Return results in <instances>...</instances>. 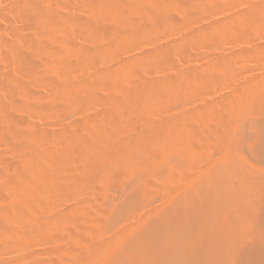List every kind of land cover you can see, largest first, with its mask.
I'll return each mask as SVG.
<instances>
[{
    "label": "rangeland",
    "instance_id": "obj_1",
    "mask_svg": "<svg viewBox=\"0 0 264 264\" xmlns=\"http://www.w3.org/2000/svg\"><path fill=\"white\" fill-rule=\"evenodd\" d=\"M12 1L14 0H0V211L3 215L4 213L14 215L13 218L12 214L4 215L8 222L10 221V231L4 233L0 230V264H126L124 257L129 248L128 240L133 242L132 237L140 236L144 228L148 227L145 224L150 223L152 218V222L158 221L159 215L156 216L159 211L160 214L165 215L164 211L170 208L168 204L174 203V199L177 200L188 188L195 187V182L201 180L200 176L210 173L215 163H220L228 154L234 152V149L237 150L240 144L237 140L245 138L246 144L250 141L249 125L256 120L257 115L264 108L260 107L264 105V0H181L179 2L178 0H143L142 3L147 7L144 4L140 5L139 1L142 0H135L136 2L121 0L122 14L120 13L119 17L122 15L120 19L123 21L125 18L128 22L124 25L125 30L128 31H124L129 35L126 34L128 37L122 35L126 40L118 39L122 37L110 40V37L103 33L110 29V25L112 27L115 24V11L107 7L101 6V8L92 0H47L48 2L44 0L45 5L49 3L48 8L52 9L51 12H55L53 15L58 17V20L51 19L52 23L45 18L42 19L30 9L26 10L28 12H24L25 14H21L14 6L16 1ZM158 13L163 18L158 19L160 17L157 16ZM76 17L85 21L90 19L89 22L94 27L93 32L83 28V24L81 25ZM154 18H157L158 22ZM65 33L69 34L67 37L74 42L75 50L71 48L72 45L69 47L61 42L66 36ZM92 36L97 38L93 39ZM48 37L53 39L50 40ZM112 39L119 41L116 43ZM48 40L51 47L46 48L47 52L44 48L41 50L43 53L41 51L37 54L32 53V61L29 64L28 62L19 64L22 68L19 67L12 51L13 41L18 44L17 41H20L22 49L30 53L32 50L30 47H33L35 42L46 44ZM30 41L34 42L30 44ZM111 42H115L114 45ZM98 46L103 48L102 56H95ZM65 47H68V51L72 53L65 51ZM98 50L100 53V49ZM141 56L145 57L143 59L147 62H144ZM167 56H170L168 60ZM86 58L90 64H87ZM66 63H69L68 67ZM119 64L124 67V73L118 76L120 80L118 78L114 80L115 82L103 80L102 74L112 68L115 70L117 66L120 68ZM61 65L63 67L65 65L66 68L62 69ZM100 77L102 79H99ZM66 78L69 79L68 82H75L76 90L82 87L81 84H87L88 88H81L83 101L79 97L81 89L79 92L70 90L71 94L69 91L67 93L70 99L59 100L66 103L65 106L60 103L62 107L60 105L57 107L55 82H63ZM74 79L76 81H73ZM117 81L119 85L115 84ZM143 81L152 83L156 92L159 90L162 95L157 92L154 94L157 97L153 96V101L143 100L144 97L143 99L140 97L142 102L140 99L132 105L126 98L134 87ZM104 82L107 83L108 88ZM111 83L113 86L118 85L119 88L116 86L110 88ZM160 84L162 85L158 86ZM27 90L29 93L30 90L33 91L27 95ZM111 91L117 92L116 94L113 92L112 95ZM106 110L112 113L117 123L123 120L126 123L124 125H128L130 131L133 130V134L129 132L130 135H126L128 132H122L123 136L115 137L121 138L118 139L117 146L122 149L131 147L132 144L126 146L129 142H136L130 149L123 151L121 148H115L117 142L113 134L121 133L117 130L112 135L108 133L104 138L106 140L111 138L110 142L107 140L105 143L113 146H109L112 152L107 153V145V148L105 146L101 151L103 153L99 154L111 158L108 160L101 157L104 164H99L102 166L98 165L93 153V155L87 154L88 159L90 155L92 156L88 163L83 162L87 158L82 161L76 159L77 156L64 160V157L56 158V161L60 159L57 162L60 166L66 160L64 163L68 165L63 166L64 168L55 165L56 162L51 161V156L49 160L48 155L51 154L47 153L57 154L59 149H62L60 135L55 134L61 133L71 125L75 126L87 121L91 123L90 119L101 116ZM145 123L151 131H147L148 134L144 138L138 133H142V125ZM91 124L90 126L87 124V130L94 136V131L89 129ZM17 129L28 134L20 137L21 140L20 138L15 140L11 134L12 130L18 132ZM235 131L237 133L234 134ZM143 134H145L144 130ZM49 136L54 139L49 140ZM55 136L56 139L59 138L60 145H57L59 143ZM124 136L128 138L124 139ZM94 137L92 138L97 141L98 137L96 135ZM51 140L53 144H50ZM120 140H124L123 143ZM125 140L129 141L125 142ZM96 141L93 140L94 143ZM45 142L51 147L57 145L60 148L54 147L55 150L51 148L50 152V147L47 148L48 144L44 146ZM24 143L31 147L22 148L21 144ZM42 144L45 148H42ZM235 144L237 147H234ZM32 149L37 157L31 158V161L29 158L28 161L25 157L27 158V154L29 155ZM114 150L119 151V154L114 153ZM223 153L224 155L220 157ZM68 160L70 162H67ZM51 164H54V167ZM46 166L48 168L50 166L52 170ZM18 170L24 172L23 174L28 173L29 178L39 173L33 178L34 180L37 177L44 182L40 177L42 173L43 178L45 177L44 184L35 180L38 193L43 198L27 199L28 205L23 202L27 206L23 211H21L22 202L19 203L20 206L18 204L21 198L16 199L19 187L15 181L9 179L13 172ZM44 189H47L46 192ZM42 192L47 193L46 196ZM171 200L173 201L170 202ZM126 202L130 207L124 205ZM163 217L166 219L165 216L160 215L164 220ZM123 248L126 250L125 253Z\"/></svg>",
    "mask_w": 264,
    "mask_h": 264
},
{
    "label": "bare ground",
    "instance_id": "obj_2",
    "mask_svg": "<svg viewBox=\"0 0 264 264\" xmlns=\"http://www.w3.org/2000/svg\"><path fill=\"white\" fill-rule=\"evenodd\" d=\"M16 1L14 4V6L16 7V11H20L21 14H23L24 12H28L26 10H33L34 13L36 12V14H38L42 19L45 18L46 20H49L51 23V19H54V20H58V17H55V14L53 15V13L55 12H51L50 8H48V4L45 5L46 2H48L46 0V2H44V0H14ZM12 1V2H14ZM82 1H85V0H82ZM135 1V0H134ZM145 1V0H144ZM154 1V0H153ZM181 1V0H178V2ZM93 3L99 5L100 7L102 6L103 8L107 7V8H111L112 11H115L114 13V18H115V24L110 25V29H104L106 30L103 31V33L107 36L110 37V40L111 38H118V37H122V35L124 36L125 34V31H128V30H125L124 28V25H126V19L122 18L123 21L120 19L121 16L119 17V14L121 13L120 10L121 9V4L123 5V1L121 2V0H92ZM125 2V1H124ZM136 2V1H135ZM138 2V1H137ZM142 5L144 3L143 0L142 1H139ZM138 2V3H139ZM152 2V1H151ZM147 3V2H146ZM156 3V2H154ZM163 3V2H162ZM12 4V3H11ZM137 4V3H136ZM149 6H151L149 3H147ZM159 4V3H157ZM156 4V5H157ZM161 4V3H160ZM167 4V3H166ZM129 5V4H128ZM127 5V6H128ZM139 5V6H140ZM164 5V4H163ZM11 6V5H10ZM13 6V7H14ZM92 6V5H91ZM94 6V5H93ZM143 6V5H142ZM145 7H147V5L144 4ZM153 6V5H152ZM159 6V5H158ZM162 6V5H161ZM50 7V6H49ZM90 7V6H89ZM101 7V8H102ZM149 8V7H148ZM156 8V7H155ZM159 8V7H158ZM18 9V10H17ZM154 9V8H153ZM157 9V8H156ZM155 9V10H156ZM161 9V8H160ZM163 9V8H162ZM15 10V9H14ZM142 10V9H141ZM144 10V9H143ZM154 10V11H155ZM152 11V10H151ZM158 12L160 10H157ZM30 12V11H29ZM162 11H160L161 13ZM32 13V14H34ZM154 13V12H153ZM158 13V19H160L162 17V15ZM25 14V13H24ZM35 14V15H36ZM122 14V13H121ZM258 14V13H257ZM150 15V14H149ZM155 15V14H154ZM164 15V14H163ZM264 15V14H263ZM21 16V15H19ZM34 16V15H33ZM57 16V15H56ZM78 16V15H77ZM22 17V16H21ZM26 17V16H25ZM39 17V18H40ZM156 17V16H155ZM166 17V16H165ZM256 17V16H255ZM32 18V17H31ZM38 18V19H39ZM40 18V19H41ZM57 18V19H56ZM77 18V17H76ZM75 18V19H76ZM163 18V17H162ZM167 18V17H166ZM165 18V19H166ZM23 19V18H22ZM74 19V20H75ZM117 19V20H116ZM157 20V18H154ZM61 20V19H60ZM66 20V19H65ZM64 20V21H65ZM71 20V19H70ZM78 20L81 25L83 24V28H87L89 31L91 30L92 31V27L91 26V23L88 21H85L84 19L83 20H80V19H76ZM125 20V21H124ZM164 20V19H163ZM32 21V20H31ZM43 21V20H42ZM47 21V22H49ZM77 21V23H78ZM155 21V20H154ZM160 21V20H159ZM165 21V20H164ZM172 21V20H171ZM46 22V21H45ZM43 22V23H45ZM158 22V20H157ZM24 23V22H23ZM26 23V22H25ZM27 23H28V19H27ZM67 23V22H65ZM128 23V22H127ZM30 24V23H29ZM35 24V23H34ZM47 24V23H46ZM76 24V23H75ZM94 24V23H93ZM112 24V23H111ZM157 24V23H156ZM161 25V24H160ZM95 26V25H94ZM97 26V25H96ZM95 26V27H96ZM65 27V25H64ZM80 27V26H79ZM82 27L80 29H82ZM67 28V27H66ZM14 29V28H13ZM128 29V28H127ZM87 30V31H88ZM125 30V31H124ZM85 31V30H84ZM62 32V31H61ZM93 32V31H92ZM98 32V31H97ZM96 32V33H97ZM133 34H134V31H132ZM136 32V31H135ZM138 32V30H137ZM49 33V32H48ZM52 33V32H50ZM55 33V32H54ZM53 33V34H54ZM87 34L89 32H86ZM91 34V33H90ZM126 34L129 35V33L126 32ZM125 34V36H126ZM136 34V33H135ZM52 35V34H51ZM64 35V33H63ZM65 37H63L62 35L60 36L61 38L63 37V39H61V42H63L64 45L66 46H69L72 45L73 46V43L71 41V38H68L66 33H65ZM94 35V34H93ZM97 35V34H96ZM47 36V34H46ZM50 36V35H49ZM55 36V35H54ZM59 36V35H58ZM35 37V36H34ZM53 37V36H52ZM97 38V36H95ZM94 37V38H95ZM128 37V36H126ZM43 38V37H42ZM41 38V39H42ZM49 38V37H48ZM54 38V37H53ZM53 38H49L50 40H52ZM59 38V37H58ZM57 38V39H58ZM93 38V36H92ZM93 38V39H94ZM95 38V39H96ZM101 39H104V38H101ZM112 41H116V40H113ZM118 39H125L124 37L122 38H118ZM11 40V39H10ZM17 40V39H15ZM43 40V39H42ZM46 40V39H45ZM50 40H48V42H46V44H41V43H38V42H35V45L33 47H30L32 50L30 53L28 52H25V51L22 49L21 45H20V41H17L19 42L18 43H15L13 41V44H11L12 46V51H13V54H14V59L16 60V62H18V65H23V64H26L28 62H31V58H32V53L34 54H37L39 53L42 49L45 48V51H46V48H49L50 46ZM99 40V39H97ZM109 40V41H110ZM120 40V41H121ZM126 40V39H125ZM9 41V40H8ZM39 41V39H38ZM60 41V39H59ZM96 41V40H95ZM119 41V40H118ZM116 41V43L118 42ZM11 42V41H10ZM34 41H30V44L33 43ZM40 42V41H39ZM100 42V41H99ZM106 42V41H105ZM104 42V43H105ZM37 43V44H36ZM44 43V42H43ZM97 43V42H96ZM103 43V44H104ZM107 43V42H106ZM105 43V44H106ZM112 43V42H111ZM111 43L109 45H111ZM115 43V42H114ZM114 43H112L114 45ZM124 43V42H123ZM62 44V45H63ZM95 44V43H94ZM102 44V43H101ZM104 44V45H105ZM107 44V46H108ZM4 45H5V42H4ZM59 45V44H58ZM64 45H63V48H64ZM98 45V43H97ZM100 45V44H99ZM104 45L102 47H104ZM24 46V45H23ZM60 46V45H59ZM96 46V45H95ZM27 47V46H26ZM51 47V46H50ZM75 46L71 47L73 50L76 49V47L74 48ZM6 48V47H5ZM10 48V47H9ZM67 48V49H66ZM97 48V46H96ZM108 48V47H107ZM53 49V48H51ZM71 49V50H72ZM87 49V48H86ZM100 49V53L99 50ZM98 49L95 50L97 52V55L95 53V56H102V49L101 47L98 46ZM30 50V49H29ZM48 50V49H47ZM68 47H65V51H68ZM79 50V49H78ZM76 50V51H78ZM105 50L106 47H105ZM104 50V51H105ZM75 51V52H76ZM81 51H84V49ZM86 51V50H85ZM42 52V51H41ZM47 52V51H46ZM69 52V51H68ZM66 52V53H68ZM74 52V53H75ZM88 52V51H87ZM90 52V51H89ZM12 53V52H11ZM43 53V52H42ZM70 54L72 52H69ZM73 53V54H74ZM79 53V51H78ZM77 53V54H78ZM41 54V53H40ZM39 54V55H40ZM45 54V53H44ZM89 54V53H88ZM156 54V53H155ZM69 55V54H68ZM66 54V56H68ZM81 55V54H80ZM92 55V54H90ZM88 55V57L90 56ZM94 55V54H93ZM92 55V56H93ZM169 55V54H168ZM12 56V55H11ZM79 56V54H78ZM84 56H86L84 54ZM142 56H145V55H142ZM141 56V57H142ZM151 56V55H150ZM153 56V55H152ZM155 56V55H154ZM153 56V57H154ZM37 57V56H36ZM83 57V56H82ZM148 57V56H147ZM157 57V56H156ZM170 57V56H169ZM167 56V60L169 58ZM69 58V57H68ZM67 58V59H68ZM85 58V57H84ZM83 58V59H84ZM101 58V57H99ZM145 58V57H142V59ZM152 58V57H149V59ZM160 58V56H159ZM50 59V58H49ZM71 59V58H70ZM81 59V58H80ZM82 59V60H83ZM91 59V58H90ZM95 59V58H94ZM166 59V58H165ZM51 60V59H50ZM49 60V61H50ZM61 60V59H60ZM79 60V59H78ZM81 60V61H82ZM88 58H86V62H87ZM92 60V59H91ZM147 60V59H145ZM153 60V59H152ZM164 60V59H163ZM48 61V60H47ZM65 61V60H64ZM64 61L63 64H64ZM68 62H70L69 60H67ZM85 61V60H84ZM94 61H97V60H94ZM144 61V59H143ZM142 61V62H143ZM155 61V60H154ZM166 61V60H165ZM54 62V61H53ZM58 62V61H56ZM73 62V61H72ZM85 62V63H86ZM91 62V61H90ZM144 62H147V61H144ZM148 62H150L148 60ZM158 65V62L155 61ZM34 63V62H33ZM36 63V61H35ZM61 63V62H59ZM74 63V62H73ZM89 62H87L88 64ZM97 63V62H96ZM130 63V62H129ZM152 63V62H151ZM162 63V62H160ZM169 63V61H168ZM57 64V63H56ZM67 64L69 63H66V66ZM90 64V63H89ZM91 64H93L91 62ZM99 64V63H98ZM126 64V63H124ZM154 64V62H153ZM19 65V67H20ZM59 65V64H58ZM71 65V64H70ZM69 65V66H70ZM78 65V64H77ZM95 65V63H94ZM93 65V66H94ZM120 65V64H119ZM128 65V64H127ZM156 65V64H155ZM27 66V65H26ZM47 66V63L46 65ZM56 66V65H55ZM66 66L64 65V67L61 65V68L64 69L66 68ZM24 67V66H23ZM68 67V66H67ZM72 67V66H71ZM78 67V66H77ZM76 67V68H77ZM80 67V66H79ZM78 67V68H79ZM114 67V66H113ZM123 65L121 66L120 65V68L117 66V68H115V70L112 68V70L110 69L109 71L107 70L106 72L103 73V71L101 73H103L102 75V78L103 80H117V78L120 80V75L124 73V67ZM22 68V67H20ZM26 68V67H25ZM29 68V67H28ZM38 68V67H36ZM60 68V69H61ZM107 68V67H106ZM98 69V68H97ZM96 69V70H97ZM100 69V68H99ZM46 70V68H45ZM71 70V69H69ZM76 70V69H75ZM95 70V69H94ZM21 71V70H20ZM64 71V70H62ZM123 71V72H122ZM51 72V71H50ZM65 72H68V71H65ZM127 73V72H125ZM47 74V73H46ZM97 74V73H96ZM32 75V74H31ZM52 75V74H51ZM100 75V74H99ZM33 76V75H32ZM119 76V77H118ZM16 77V76H15ZM46 77V76H45ZM97 78V77H96ZM101 77L99 79H102ZM122 78V76H121ZM55 79V78H54ZM53 79V81H54ZM62 79V78H61ZM87 79V78H86ZM98 79V80H99ZM20 80V79H19ZM58 80V78H57ZM66 78V82H59L57 83L58 81H54L56 83L55 85V88H56V96L54 94V96L58 99L57 102L58 104L56 105L58 107V105H60V103H63L64 102H60L59 100H63L64 98H68V91L70 93V90L73 91H81L83 88H88L87 87V84H81V88H78V90H76V86H75V82H68ZM123 80V79H121ZM126 80V79H125ZM163 80V79H161ZM46 81V80H45ZM50 81V80H49ZM62 81V80H61ZM73 81H76L75 79ZM87 81V80H86ZM26 82V81H25ZM81 82V81H80ZM85 82V81H84ZM90 82V81H89ZM107 82V81H106ZM104 82L106 84V87H107V83ZM115 82V81H114ZM157 82V80H156ZM6 83V82H5ZM9 83V82H8ZM82 83V82H81ZM86 83V82H85ZM91 83V82H90ZM109 83V81H108ZM143 83V84H142ZM142 83H139V85L137 84V86L134 87L133 91L130 92L127 96V101L129 103H131L132 105H135V103H137V101H139L141 98L144 99H147V100H152L153 101V96L154 94H156L157 92L160 93V91L158 90V87H157V92L156 90L154 89V85L151 83V84H148L149 82L144 81ZM154 83V82H153ZM158 83V82H157ZM160 83V82H159ZM163 83V82H162ZM13 84V83H12ZM17 84V83H16ZM20 84V83H19ZM28 83L26 82L25 85H27ZM78 84V83H77ZM101 84V83H100ZM99 84V86H100ZM104 84V85H105ZM114 84V83H113ZM115 84H118V81L115 83ZM120 84V83H119ZM118 84V85H119ZM141 84V85H140ZM109 85V84H108ZM116 86V85H109V87L111 86L112 88H115V86L117 88H119V86ZM136 85V84H135ZM153 85V86H152ZM162 84L158 85V86H161ZM164 85V84H163ZM17 86V85H16ZM31 86V85H30ZM29 86V87H30ZM80 86V85H79ZM103 86V85H102ZM10 87V85H9ZM18 87V86H17ZM28 87V86H26ZM91 87V86H90ZM105 87V88H106ZM110 87V88H111ZM6 88V86L4 87ZM13 88V87H12ZM25 88V87H24ZM34 88V87H33ZM54 88V89H55ZM108 88V87H107ZM116 88V89H117ZM154 90H153V89ZM161 89V87H159ZM14 89V88H13ZM27 89V88H25ZM81 89V90H79ZM93 89V87H92ZM91 89V90H92ZM19 90V89H18ZM29 90V89H28ZM27 90V91H28ZM34 90V89H33ZM33 90H30L32 93ZM87 90V89H86ZM90 90V88H89ZM114 90V89H113ZM166 90V89H165ZM21 91V90H20ZM155 91V93H154ZM36 92V91H35ZM82 92L83 90L80 92V99L82 98V101L84 100L83 97L81 96L82 95ZM86 92V91H84ZM91 93V91H89ZM112 92V95H113V92H117V91H111ZM120 92V91H119ZM7 93V92H6ZM25 93V91H24ZM27 93V92H26ZM29 91L27 93L30 94ZM37 93V92H36ZM90 93L88 95H90ZM97 93V92H96ZM71 94V93H70ZM84 94V93H83ZM98 94V93H97ZM116 94V93H115ZM161 94V93H160ZM13 95V94H12ZM26 95V94H24ZM77 95V94H76ZM75 95V96H76ZM77 95V96H78ZM87 95V94H85ZM84 95V97H85ZM93 95H96V94H93ZM111 95V93H110ZM162 95V94H161ZM23 96V95H22ZM21 96V97H22ZM32 96V95H31ZM15 97V96H14ZM54 97V98H55ZM97 97V96H96ZM141 97V98H140ZM154 97H157V96H154ZM16 98V97H15ZM52 98V97H51ZM56 98L54 100H56ZM72 98V97H71ZM87 98V97H86ZM95 97L93 96V99ZM112 98V97H111ZM14 99V98H13ZM70 99V98H68ZM74 99V98H73ZM77 99V98H76ZM100 99V98H99ZM104 99V98H103ZM142 99L140 100L142 102ZM15 100V99H14ZM20 100V99H19ZM86 100V99H85ZM96 100V99H95ZM110 100V99H109ZM53 101V100H51ZM65 101V100H64ZM81 101V100H80ZM4 102V101H3ZM69 102V101H68ZM52 103V102H51ZM128 103V104H129ZM140 103V102H138ZM16 104V103H15ZM19 104V103H18ZM45 104V103H43ZM66 104V103H65ZM64 104V106H65ZM105 104V103H104ZM264 104V103H263ZM46 105V104H45ZM51 105V104H49ZM69 105V104H67ZM15 106V105H14ZM38 106V105H37ZM47 106V105H46ZM62 107V105H60ZM59 106V107H60ZM264 107V105H261L260 107ZM48 107V106H47ZM54 107V105H53ZM262 107V108H263ZM17 108V107H16ZM42 108V107H41ZM109 108V107H108ZM44 109V108H43ZM52 109V107H51ZM261 109V108H259ZM6 110V109H5ZM49 110V109H48ZM47 110V111H48ZM60 110V109H59ZM110 110V109H108ZM106 110L104 113H102L101 116L93 119V122L92 120L90 119L91 116L89 117L90 119V122L92 123H88L89 121L83 123V124H79V125H71L68 126V128L66 127V129L62 130L61 133L59 134H55V135H60V140L62 142V149H59L58 153L59 155L57 154H53L52 153H47V154H51V155H48L51 156L53 163L56 162L55 165H58L60 166L57 162H59V160L61 159L60 157H64V159H68V158H75L77 156L76 159H85L87 158V160H82L84 163H86L85 161H89V159L92 157L89 156V159H88V156L87 154H92L93 157L96 159V162L98 163V165L102 166L101 164L99 163H103V159L102 158H106L105 156L103 157V155H99L100 153L102 154L103 152H101L104 147L106 146L107 148V140L108 142H110V139L111 138H105V136L110 133L109 135H112V133H114L115 131H121V133H115L113 135L114 139L117 141H119L118 139H121L119 137L115 138L116 135L121 137V135L123 136L124 134L122 132H128V134L126 135H130L129 132L132 133V131H130L131 129H129L128 125H124L126 124L123 120L122 122L119 120L117 123L115 121V119H113L112 117V113L110 111ZM262 111V112H261ZM260 114L257 115L256 117V120L251 123L249 125V131H250V141L247 142L246 144V140L245 138H240V140H237L240 142L239 144V147L237 150L234 149V152L228 154L220 163L216 164L215 162V167L213 169L208 170V172L210 171V173H208L207 175H203V176H200L202 177L201 180H197L198 183L195 182L194 186L195 187H190L188 188L187 191H185V193L183 192L182 194H180L181 196L180 197H176V199H174V203L172 202L173 200H171L170 202H172V204H168V207H170L168 210L166 208L167 211H164L165 215L163 214H160L161 212L159 211V213H157V216L159 215L158 221L156 222L155 220V223L152 222L153 218L150 220V223L148 222L147 224H145V226L147 227L146 229L144 228V231L140 234L137 230V233L140 234V236L135 237L133 236L132 239H133V242L132 241H129V244L127 246H129V248L127 249V251L125 250V248H123V251H119L120 253L123 252L125 253V260H123V262H127L126 264H264V108L263 110H261ZM135 112V111H134ZM137 112V111H136ZM135 112V113H136ZM258 113V112H257ZM255 114V113H254ZM11 115V114H10ZM60 115V114H59ZM254 117L256 115H253ZM8 117V115L6 116ZM119 118V116H117ZM14 118V117H13ZM133 118V117H132ZM152 118V117H151ZM251 118V117H250ZM10 119V117H9ZM142 119V117H141ZM252 119V118H251ZM57 120V119H56ZM61 120V119H60ZM59 120V121H60ZM88 120V119H87ZM118 120V119H117ZM150 120V119H149ZM253 120V119H252ZM12 122V121H11ZM151 122V121H150ZM9 123V122H8ZM122 123V124H121ZM161 123V122H160ZM163 123V122H162ZM1 124V123H0ZM7 124V123H6ZM90 126L91 124V129L92 131H94V136L96 135L97 137V141L96 139H93L92 137V134L88 133V125ZM129 124V123H128ZM241 124V123H240ZM247 124V123H246ZM161 125V124H160ZM163 125V124H162ZM161 125V126H162ZM60 126V124H59ZM58 126V127H59ZM143 128L141 129L142 130V133H138V134H142V135H139L141 137H146V133L147 131H151L148 124L145 123V125H142ZM241 126V125H240ZM248 127V125H246ZM136 127V126H135ZM128 128V130H127ZM166 128V127H165ZM164 128V129H165ZM246 128V127H245ZM23 129V128H21ZM140 129V128H139ZM152 129V128H151ZM155 129V128H154ZM2 130V129H1ZM143 130H144V133L143 134ZM6 131V130H5ZM10 131V130H8ZM16 130H14L15 132ZM18 132H13L12 130V136L13 138L15 137V140L16 139H19L20 137H24L23 135L26 134V133H23L22 131L19 132V130L17 129ZM90 131V130H89ZM138 131V130H137ZM140 131V130H139ZM237 131V130H236ZM234 132L237 133V132ZM11 132V131H10ZM29 132V131H28ZM51 132V131H50ZM136 132V131H135ZM248 132V131H246ZM245 132V133H246ZM30 133V132H29ZM53 133V132H52ZM137 133V132H136ZM28 134V133H27ZM50 134V133H49ZM48 134V135H49ZM92 137H90V135ZM138 134H135L136 136ZM152 134V133H151ZM45 135V134H44ZM52 135V134H51ZM54 135V133H53ZM52 135V136H53ZM125 135V136H126ZM239 135V133H238ZM237 135V136H238ZM246 135V134H244ZM10 136V135H9ZM35 136V135H34ZM43 136V135H42ZM52 136H49V140L52 139ZM124 136V139H127L128 137H125ZM138 136V138H139ZM234 137H236L235 135H232ZM240 136V135H239ZM5 137V136H4ZM39 137V136H38ZM112 137V136H111ZM112 137V138H113ZM144 137V138H145ZM247 137V136H246ZM3 138V137H2ZM10 138V137H9ZM8 138V140H9ZM36 138V137H35ZM42 138V137H41ZM46 138V137H45ZM57 137L55 136V139ZM95 138V137H94ZM131 138V137H129ZM23 139V138H22ZM48 139V138H47ZM47 139L45 141H47ZM54 139V137H53ZM52 139V140H53ZM133 139V137H132ZM140 139V138H139ZM247 139V138H246ZM6 140V139H5ZM13 140V139H12ZM21 140V138L19 139ZM18 140V141H19ZM51 140V142H52ZM58 139H56V141H58ZM93 140H95L96 144L93 142ZM106 140V141H104ZM113 140V142L115 141ZM235 140V141H236ZM245 140V141H244ZM10 141V140H9ZM27 141V140H26ZM44 141V140H42ZM55 141V142H56ZM122 141V142H121ZM124 140H120L121 143H123ZM126 141H129V140H125ZM132 141V140H130ZM236 141V142H237ZM124 142V146L126 145ZM234 142V141H233ZM5 143V142H4ZM59 144L57 145H60V141H58ZM112 143V142H111ZM110 143V144H111ZM120 143V144H121ZM128 143V142H127ZM130 143V144H129ZM126 146H129L131 145V147L133 146V141L132 143L129 142ZM245 143V144H244ZM13 144V143H12ZM35 144V143H34ZM46 142L44 143V146H45ZM48 144V143H47ZM46 144V145H47ZM50 144H53L50 143ZM50 144H48L47 148H49L50 152H51V148L54 149L55 146L51 147ZM106 144V145H105ZM117 144H119L118 142L116 143V146ZM56 148H60V146H58ZM123 145V144H122ZM233 145V144H231ZM237 144H235L234 147H237L236 146ZM23 146V147H22ZM109 146H113L112 144L111 145H108V149H107V153L111 150L109 148ZM123 146V148H124ZM21 147L22 148H30L31 146H29L27 143H24V144H21ZM20 147V148H21ZM131 147H125L126 149H130ZM33 148V147H32ZM42 148H45L43 147V144H42ZM113 148V147H112ZM115 148H121L119 145ZM18 148L16 147V150ZM24 149V150H25ZM36 149V148H35ZM40 149V148H39ZM52 149V151H54ZM114 149V148H113ZM126 149H122L123 151H125ZM232 149V147H231ZM15 150V151H16ZM45 150V149H44ZM119 150V149H118ZM19 151V150H18ZM27 151V150H26ZM29 151V150H28ZM34 150L32 149V152L28 155L27 154V158L25 157L26 160H29L31 161V158H36L37 154L35 152H33ZM41 151H43L41 149ZM48 152V150H46ZM117 151V149H116ZM114 150V153H118L119 154V151L116 152ZM122 151V152H123ZM233 151V150H232ZM112 152V151H110ZM121 152V150H120ZM226 152V151H225ZM26 153V152H25ZM55 153V152H54ZM105 153V154H107ZM36 154V155H35ZM43 154H46V153H43ZM46 154V155H47ZM227 154V153H226ZM20 154H18V157H19ZM24 155V154H23ZM41 155V153H40ZM57 155V157H56ZM224 155V153L220 156L222 157ZM59 156V157H58ZM75 156V157H74ZM80 156V157H79ZM15 157V156H14ZM43 157V156H42ZM41 157V159H42ZM46 157V158H48ZM39 158V157H38ZM56 158H60L56 161ZM93 158V159H94ZM20 159V158H19ZM22 159V158H21ZM93 159H91V161H93ZM94 159V160H95ZM108 160H110L109 158H106ZM222 159V158H221ZM219 159V160H221ZM28 160V161H29ZM49 160H50V157H49ZM62 160V161H63ZM41 161V160H40ZM39 161V162H40ZM102 161V162H101ZM38 162V163H39ZM42 162V161H41ZM65 161H63L62 163V166H60L61 168H64L63 166H66L65 165ZM67 162H70L69 160ZM95 162V161H93ZM43 163V162H42ZM52 163V162H50ZM15 164V163H14ZM18 165V163H16ZM30 164V163H28ZM47 164V163H46ZM104 164V163H103ZM9 165V164H8ZM7 165V166H8ZM23 165V164H22ZM50 165V164H49ZM54 164H51V166H53ZM95 165V164H94ZM93 165V167H94ZM97 165V164H96ZM13 166V165H12ZM20 166V164H19ZM28 166V165H27ZM26 166V167H27ZM57 166V167H58ZM87 166V165H86ZM92 166V165H91ZM29 167V166H28ZM44 167V166H43ZM47 167V166H46ZM45 167V168H46ZM54 167V166H53ZM56 167V169H57ZM213 167V166H212ZM5 168V167H4ZM41 168V167H40ZM39 168V169H40ZM48 168V167H47ZM49 168L51 169V167L49 166ZM48 168V169H49ZM3 169V168H2ZM7 169V168H6ZM20 169V168H19ZM25 169H28V168H25ZM43 169V168H42ZM60 169V168H59ZM58 169V170H59ZM67 169V168H66ZM4 170V169H3ZM9 170V169H8ZM30 170V169H29ZM45 170V169H44ZM44 170H42L44 172ZM52 170V169H51ZM54 170V169H53ZM61 170V169H60ZM1 171V170H0ZM16 171V170H15ZM14 171V172H15ZM25 171V170H24ZM41 171V170H40ZM64 171V169H63ZM10 176L9 179L15 181V183H17L18 187H19V192H17L18 196L20 195V197H16V199H19L21 198V200L18 202L23 204V202H26L27 203V199H42L43 197H40V193H38L39 189L37 188V183L35 182V180H39V178L34 180L33 178H35V176H37L35 174V176L33 178H29V174L28 173H25L23 174L22 171H17L15 172ZM206 173V172H205ZM204 173V174H205ZM26 174H28L27 176H25ZM51 174V173H50ZM57 174V173H56ZM3 175V174H2ZM9 175V174H7ZM201 175V174H200ZM31 176V175H30ZM40 176V175H39ZM38 176V177H39ZM44 174L42 173L41 174V178L42 180H44L45 182V177L43 178ZM47 176V175H46ZM28 177V178H27ZM199 177V178H200ZM2 178V176H1ZM6 179V177H4ZM40 178V179H41ZM196 179V178H195ZM2 180V179H1ZM10 180V181H11ZM47 180V178H46ZM41 181V180H39ZM38 181V183H39ZM70 181V179H69ZM44 182L41 181V184H44ZM47 182V181H46ZM50 182V181H49ZM52 182V181H51ZM50 182V183H51ZM68 183V182H67ZM40 184V183H39ZM47 184V183H46ZM65 183H63L64 185ZM70 184V183H69ZM197 184V185H196ZM5 185V183H4ZM7 185V184H6ZM14 185V184H13ZM61 186V185H58V186H61V187H64V186H67L64 185V186ZM40 186V185H39ZM43 186V185H42ZM53 186V185H51ZM44 187V186H43ZM49 187V186H48ZM57 186H55L56 188ZM54 188V189H55ZM70 188V186H69ZM17 189V188H16ZM42 189V188H41ZM45 190V189H44ZM47 190V189H46ZM45 190V192H46ZM41 191V190H40ZM54 192V191H53ZM180 193V192H179ZM43 194V192H42ZM47 193H44L43 195H45ZM14 195V194H13ZM46 196V195H45ZM11 197V196H10ZM49 197V196H48ZM52 197V196H51ZM133 197V196H132ZM6 198V197H5ZM53 198V197H52ZM130 198V197H129ZM10 199V198H9ZM15 199V198H14ZM23 199V200H22ZM26 200V201H25ZM49 200V198H48ZM135 200V199H134ZM13 201V200H12ZM11 201V202H12ZM33 202V200H31ZM35 201V200H34ZM46 201V200H45ZM51 201V200H50ZM128 201V200H127ZM17 202V201H16ZM29 202V200H28ZM129 202V201H128ZM128 202H126L124 205L128 204ZM34 203V202H33ZM44 203V202H43ZM14 204V203H13ZM18 204L17 205V208H18ZM28 205V203H27ZM32 205V204H31ZM30 205V206H31ZM122 205V204H120ZM123 205V207H124ZM9 206V205H8ZM20 206V204H19ZM23 208L21 211H23V209L25 210L27 207L26 204H23L22 205ZM33 206V205H32ZM39 205H37L38 207ZM127 206V205H126ZM2 207V206H1ZM7 207V206H6ZM14 207H15V204H14ZM29 207V206H28ZM35 207V206H34ZM119 207V206H118ZM127 207H130L127 206ZM16 208V207H15ZM4 209V208H3ZM12 209H13V206H12ZM11 209V210H12ZM20 209V208H19ZM18 209V211H19ZM118 209V208H117ZM120 209V208H119ZM118 209V210H119ZM125 209V207H124ZM128 209V208H127ZM130 209V208H129ZM132 209V207H131ZM7 210V209H6ZM10 210V212H11ZM16 210V209H15ZM29 210V208H28ZM27 210V211H28ZM162 211V212H163ZM16 212V211H15ZM25 212V211H24ZM29 212V211H28ZM117 212V211H116ZM121 212H122V208H121ZM7 213V212H6ZM27 213V212H26ZM124 212H122V215H123ZM10 214V213H9ZM9 214H5L4 215H9ZM12 214V215H11ZM11 217L14 216L13 213H11ZM23 214V213H22ZM4 215L1 213L0 211V230L4 231V233H6L8 230H9V222L8 220L6 219V216L4 217ZM28 215V214H26ZM160 215L161 216H165L166 219L164 218L161 219L160 218ZM22 216V215H21ZM13 218V217H12ZM16 218V217H15ZM160 218V219H159ZM12 220V219H11ZM44 220V219H43ZM162 220V222H161ZM48 221V220H47ZM39 222V220H38ZM153 224H152V223ZM35 224V223H34ZM40 224V223H39ZM49 224V223H48ZM150 224V225H148ZM42 225V224H41ZM45 225V224H44ZM43 225V226H44ZM35 227V226H34ZM41 228V227H40ZM46 228V226H45ZM47 229V228H46ZM10 231V230H9ZM12 232V231H11ZM2 234V233H1ZM137 235V234H136ZM11 237V236H10ZM4 238V237H3ZM130 238V240H132ZM130 242L132 243L130 245ZM124 256V254L122 255ZM121 258V257H120ZM112 259V258H111ZM123 259V258H122ZM121 260V259H120ZM110 264V263H109ZM115 264V263H113Z\"/></svg>",
    "mask_w": 264,
    "mask_h": 264
}]
</instances>
